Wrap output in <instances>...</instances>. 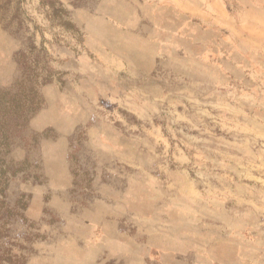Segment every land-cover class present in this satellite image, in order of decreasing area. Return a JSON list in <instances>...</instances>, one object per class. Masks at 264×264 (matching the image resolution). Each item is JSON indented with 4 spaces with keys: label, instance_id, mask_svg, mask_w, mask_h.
I'll use <instances>...</instances> for the list:
<instances>
[{
    "label": "rangeland",
    "instance_id": "obj_1",
    "mask_svg": "<svg viewBox=\"0 0 264 264\" xmlns=\"http://www.w3.org/2000/svg\"><path fill=\"white\" fill-rule=\"evenodd\" d=\"M66 48L85 58L102 106L75 90L80 65L59 59ZM58 68L70 75L59 79ZM59 82L84 106L72 110L68 149L81 146L70 166L89 163L87 128L110 117L141 153L140 167L114 168L151 181L160 199L156 221L128 211L120 223L144 232V245L95 264H264V0H0V264L53 251L68 215L90 200L80 173L66 210L28 217L48 184L46 151L63 133L31 123L67 99L52 88ZM71 247L56 252L65 264L79 262Z\"/></svg>",
    "mask_w": 264,
    "mask_h": 264
},
{
    "label": "crops",
    "instance_id": "obj_2",
    "mask_svg": "<svg viewBox=\"0 0 264 264\" xmlns=\"http://www.w3.org/2000/svg\"><path fill=\"white\" fill-rule=\"evenodd\" d=\"M102 23L123 22L103 20ZM59 59H63L66 63L80 65L79 74L82 78L76 87L72 84L73 87L77 92L90 97L95 108L99 105L102 106V101L96 94V84L93 82L91 84L90 79L86 80L85 78V76L89 77L85 58L78 51L66 48L63 52L60 51ZM55 74L59 79L62 76L70 75L60 68L55 71ZM63 85L66 86L65 80H63ZM52 88L67 99L53 98L48 109L34 117L31 124L38 132L56 129L63 133L60 138L50 143V149L46 151L45 174L48 184L42 193L36 194L28 206V217L33 221L43 219L48 205L51 207L57 205L62 211L66 210V204L72 203V195L81 189L80 173L87 177L90 200L80 214L68 215V224L64 228L66 239L55 244L53 251L47 249V256L38 254L28 264H50V257L52 264H65L61 261L60 255L56 253L59 246H72L74 255L79 258V262L76 264H95L99 256L104 253H107V256L118 257L128 255L144 245V242L139 240L144 232L140 229L132 230L131 233L121 230L120 223L126 218V213L130 211L134 217L145 216V219L156 221V207L160 203L156 191L151 186V181L144 185L140 180L126 179L124 173L114 168V166L124 167L126 159L139 165L140 162L138 163L137 160H140L138 157L141 155L139 152L140 143L133 139L135 137L126 134L119 125L114 124L110 117H101L99 120L98 116L96 121L99 125H90L86 133L88 145L95 152L91 151V154H85V156L91 155V158H87L89 163H85L83 169H73L69 164L70 155H78L74 150L81 145L74 143L72 152L68 149V138L72 141L73 134L78 128V126H73L75 115L72 110L76 111L77 108L84 106L78 101L72 102L68 99V94L62 83L52 85ZM50 193L54 196L47 202L46 195ZM141 205H148L151 208L148 209V212L142 213L139 208ZM154 232H156L155 229L149 230V235ZM50 254L53 255L50 256Z\"/></svg>",
    "mask_w": 264,
    "mask_h": 264
},
{
    "label": "trees",
    "instance_id": "obj_3",
    "mask_svg": "<svg viewBox=\"0 0 264 264\" xmlns=\"http://www.w3.org/2000/svg\"><path fill=\"white\" fill-rule=\"evenodd\" d=\"M44 3V2H43ZM21 106V104L19 103V101L17 100V103H13L10 105L11 108H19ZM37 108V109H36ZM35 110L33 111L36 112L38 110V107H36Z\"/></svg>",
    "mask_w": 264,
    "mask_h": 264
}]
</instances>
